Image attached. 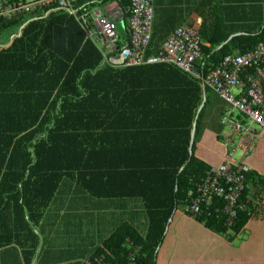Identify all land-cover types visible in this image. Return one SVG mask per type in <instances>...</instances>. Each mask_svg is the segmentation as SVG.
I'll return each mask as SVG.
<instances>
[{
	"label": "trees",
	"instance_id": "1",
	"mask_svg": "<svg viewBox=\"0 0 264 264\" xmlns=\"http://www.w3.org/2000/svg\"><path fill=\"white\" fill-rule=\"evenodd\" d=\"M117 2L127 20L129 0ZM84 3L75 0L73 7L87 10ZM56 8L0 21V212L15 208L31 234L20 233L30 257L38 244L30 226L70 179L92 198H137L146 211L144 235L123 224L93 256L110 261L108 251L112 264H125L128 239L140 248L136 264H264V171L258 169L264 141L244 160L246 210L232 228L213 211L198 218L181 213L195 184L221 164L200 145L208 124L225 146L227 109L214 103L221 98L172 65L112 67L75 16ZM263 17L229 25L202 17L196 69L206 72L264 43ZM177 27L170 32L154 22L147 55ZM7 31L14 32L3 41ZM234 34L240 35L228 40Z\"/></svg>",
	"mask_w": 264,
	"mask_h": 264
},
{
	"label": "built area",
	"instance_id": "2",
	"mask_svg": "<svg viewBox=\"0 0 264 264\" xmlns=\"http://www.w3.org/2000/svg\"><path fill=\"white\" fill-rule=\"evenodd\" d=\"M117 1V0H115ZM75 0H0V21L10 20L22 14L55 6L74 15L86 40L92 41L105 62L116 67L113 62L122 61L120 67L172 65L180 71L200 79L203 87L214 90L229 108L224 112L222 124L230 130L229 144L233 150L223 161L212 167L205 178L195 184L189 192L190 203L183 212L193 218L219 215L225 226L232 228L239 213L246 210L241 201L246 189L244 165L247 155L253 153L261 133H264V43L242 55L226 56L218 66L206 72L196 69V62L202 59L199 33L189 26H180L165 40L160 50L147 55L152 39L153 0H129L127 38L123 40L114 23L98 9H74ZM237 113L240 119L233 118ZM240 150L239 161L233 158ZM129 255L125 264H136L139 252L133 242L126 240ZM107 252L106 257L91 256L82 264H112L115 256Z\"/></svg>",
	"mask_w": 264,
	"mask_h": 264
},
{
	"label": "crops",
	"instance_id": "3",
	"mask_svg": "<svg viewBox=\"0 0 264 264\" xmlns=\"http://www.w3.org/2000/svg\"><path fill=\"white\" fill-rule=\"evenodd\" d=\"M102 1L85 0L83 7L98 9L108 16L114 23L115 29L117 27L119 36L125 40L128 33V19H124L119 3L115 0ZM124 12L127 13L126 10ZM262 15H264V0H153V23L169 25L170 32L174 27L183 25L199 30L203 23L202 17L210 16L213 22L223 21L229 25L228 23L234 24L243 20L247 23L257 22ZM119 23L121 27L118 26ZM17 34L18 31L12 36L15 37ZM216 99L221 100L218 97ZM216 107L218 108L217 104ZM203 131L200 145L207 150L209 158L219 164L224 159L225 146L222 141L217 140L215 137L217 131L211 126L205 124ZM223 137L227 147H231L230 134L226 136L223 134ZM262 141H264V133L260 134L254 153ZM258 163V169L264 171V154L261 155ZM15 211L13 207L5 209L3 213L0 212V219L4 224L0 226V264H82L94 254L96 249L103 246V242L119 226L128 224L141 235H144L146 230V211L140 199L92 198L79 189L73 180L67 179L61 184L44 211L40 223L37 226H30L38 239L34 254L30 257L28 253L30 245L28 247L21 241L20 233L30 237L31 234L24 228L21 218L16 216ZM179 211L184 213L183 207H179ZM18 225L19 228H16ZM59 225L73 235L70 245H66L61 240H52L53 233Z\"/></svg>",
	"mask_w": 264,
	"mask_h": 264
},
{
	"label": "rangeland",
	"instance_id": "4",
	"mask_svg": "<svg viewBox=\"0 0 264 264\" xmlns=\"http://www.w3.org/2000/svg\"><path fill=\"white\" fill-rule=\"evenodd\" d=\"M118 26L121 27L122 25L119 23ZM116 29H117V27H116ZM119 30H121V29L119 28ZM11 32H14V31H11ZM11 32L7 31L3 35V41L6 40L7 35H10ZM222 101H223L222 99L221 100H218V99L215 100V103L218 106L217 110L221 109V110L224 111L225 109L229 108V105H227L224 101L223 102ZM234 115H235V117L238 116L236 112L234 113ZM222 131H223L222 135L224 134L225 136L228 135L229 132H230V130L228 128H222ZM224 144H225V146L227 145L226 142ZM232 150H233V146L229 147L228 153L231 152ZM242 155H243L242 152L240 150H237V151H235V153L233 155V158L236 161H239L241 159ZM56 231L53 233L52 240H54V241L61 240V241L65 242L66 245H70L71 244V242L73 241V235L71 233H67L66 230L63 227H61L60 225H59V227H58V229ZM244 240H245V234L241 235L237 239V241H236L234 246L238 247Z\"/></svg>",
	"mask_w": 264,
	"mask_h": 264
},
{
	"label": "water",
	"instance_id": "5",
	"mask_svg": "<svg viewBox=\"0 0 264 264\" xmlns=\"http://www.w3.org/2000/svg\"><path fill=\"white\" fill-rule=\"evenodd\" d=\"M234 36H237V34H236V35H232V36H230L228 40H230V39L233 38ZM222 46H223V45H220V46L217 48V50L220 49ZM113 64H114L115 66H121V65H122V61H121V60H117V61L113 62ZM204 101H205V98H204V100H203L202 105L200 106V108H199V110H198V113H199L200 110L202 109L203 104H204ZM193 134H194V129H193L192 136H193Z\"/></svg>",
	"mask_w": 264,
	"mask_h": 264
},
{
	"label": "bare ground",
	"instance_id": "6",
	"mask_svg": "<svg viewBox=\"0 0 264 264\" xmlns=\"http://www.w3.org/2000/svg\"><path fill=\"white\" fill-rule=\"evenodd\" d=\"M205 176V175H204Z\"/></svg>",
	"mask_w": 264,
	"mask_h": 264
}]
</instances>
